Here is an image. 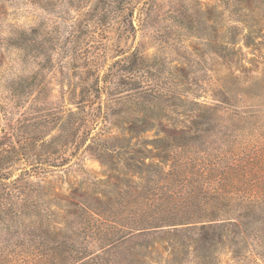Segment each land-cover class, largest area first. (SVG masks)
I'll return each instance as SVG.
<instances>
[{
  "label": "trees",
  "instance_id": "16d2710c",
  "mask_svg": "<svg viewBox=\"0 0 264 264\" xmlns=\"http://www.w3.org/2000/svg\"><path fill=\"white\" fill-rule=\"evenodd\" d=\"M28 1L48 16L37 11L40 13L37 25L26 29L14 27L8 36L0 34V54L4 46L15 48L20 51L22 58H31L39 63L43 61L41 66L47 69L49 64L54 63V52L62 57L69 56L74 61L72 69L75 78L71 80V97L76 109L71 111L74 119L70 132H66L64 123L57 124L56 118L46 114L35 116L29 121L16 122L11 109L0 105V117L4 115L11 122V134L18 137L8 146L0 141V222H4L9 229H19L17 225L23 219L30 224L24 225V237L0 241L5 247L20 245L29 250L23 253L13 250L15 254L10 257L1 250L0 264H145L135 257L138 251L134 254L122 250L123 242L137 234L174 225L183 226L179 243L183 249L185 240L188 241L198 264H217L219 247L226 243L231 245L235 256L242 261L247 256L245 250L252 245L253 248L248 249L256 256L252 263L263 264L264 172L256 173L255 168L264 170V147L257 148L256 154L243 152L229 157H212L207 153L199 158L196 143L186 140L182 131L168 130L161 122L155 124L163 112L159 111L160 106L169 101L168 95L153 88L130 91L137 83L130 76L132 71L149 68V62L141 52L135 50L123 56L110 65L104 75L96 73L97 69L85 63L80 43L84 25L102 29L114 26L115 15L121 21L129 16L130 26L134 29L132 0H90L87 10H80L81 17L68 24L70 30L66 38H61L59 32L62 22L69 23V18L57 10L56 0ZM8 2L16 4V0H0V17ZM79 64L84 68H79ZM128 85L129 89L126 88ZM12 87L11 95L16 99L17 106L30 94H35L32 101L38 103L40 90L35 93L36 90L29 88L30 85L27 89V85L21 83L12 84ZM125 91L130 92L122 94ZM103 93L109 98L97 105L96 98H100ZM194 104L199 106L197 102ZM123 105H128L129 109L125 113L130 116L124 130L131 133L132 138L155 126L156 135L164 134V137L151 140L155 153L149 156L142 154L147 141L139 140L134 146L129 143L120 145L119 141L125 140V137L109 135L108 118L116 113L124 114ZM86 107L91 108L92 114L98 111L91 125L90 120L85 121L82 117L81 112H85ZM193 122L197 124L196 134L207 133L206 124L199 128L200 121L195 119ZM93 124L96 127H92ZM55 125L61 128L57 136L52 134ZM96 128L97 131L92 133L91 130ZM5 129L1 128L2 132ZM69 146L99 158L122 154L121 160L127 161L125 164L129 168L140 175L145 168L149 176L147 185L142 189L120 194L117 203L120 209L114 213V206L104 204L97 197L90 198L82 187L75 188L72 195L76 200L67 206L74 217L70 223L72 233L78 237L72 240L73 244L67 251L60 250L62 245L59 242L52 243L53 231L45 229V221L53 212L47 205L50 200L45 198L43 178L51 171V167L70 168V158L64 156L58 160L62 157L61 152ZM207 149L210 152L213 148ZM220 151V147L216 146L214 152ZM148 152L151 153V150ZM154 156H158L161 162H169L170 169L165 171V167L159 166V163L144 162L147 157L152 159ZM17 165L23 167L15 176ZM110 170H117L113 163ZM32 176H38L39 180H31ZM194 198L198 199V203L193 204ZM161 217H181L178 218L181 220L158 221ZM242 228L244 231L239 230ZM240 234L250 237L251 244L243 246L247 241ZM236 235L239 240L232 244ZM90 241H94L96 251H90ZM147 246V243L138 244L141 249ZM165 264H180L176 251L171 252Z\"/></svg>",
  "mask_w": 264,
  "mask_h": 264
},
{
  "label": "rangeland",
  "instance_id": "374dc122",
  "mask_svg": "<svg viewBox=\"0 0 264 264\" xmlns=\"http://www.w3.org/2000/svg\"><path fill=\"white\" fill-rule=\"evenodd\" d=\"M55 2L57 10L64 12L69 18V23L62 22L59 32L61 38H66L70 30L68 24L78 16L81 17L80 10H87L90 0ZM132 2L134 29L130 26L129 16L121 21V18L115 15L112 27L96 29L84 25L80 43L85 63L97 69L96 73L104 75L115 61L138 50L148 60L149 68L132 71L130 76H133L131 78L137 83L130 91L160 89L164 95L170 97L169 101L163 102L159 108V111L163 110L162 114L168 116L163 117L161 114L162 119L159 117L155 124L161 122L168 130L182 131L186 140L196 143L199 158L207 153L212 157H229L243 152L256 154L257 148L264 147V0ZM37 11L48 16L28 0H16V4L8 2L0 17V34L8 36L14 27L26 29L37 25L40 16ZM125 27L127 30H124ZM1 52L0 105L11 109L15 121H29L35 116L46 114L56 118L59 122L57 124L64 123L66 132H70L74 119L71 111L76 109L71 97V80L75 78L72 69L74 61L69 56L62 57L54 52V63L49 64L47 69L41 66L43 61L39 63L31 58H22L18 49L4 46ZM79 65V68H84ZM15 83L27 85V89L30 85L29 88L36 90L35 93L40 90L38 103L32 101L35 94H30L17 106L16 99L11 95L12 84ZM126 88L129 89L130 86ZM108 98L109 96L103 93L100 98H96V104ZM194 102L199 103V106ZM168 104L173 106L169 107ZM127 106L122 107L124 114L109 116V135L125 137L122 143L119 141L120 145L129 143L134 146L139 140L147 141L142 154L149 156L148 154L155 153L151 140L164 137V134L156 135L155 126L132 138L131 133L124 130L128 126L127 118H130L129 114L125 113L129 109ZM90 109L86 107V111L81 113L85 121L90 120L91 125V120L98 115V111H94V115ZM195 119L200 121L199 128L206 124L207 133L196 134L197 124L193 122ZM10 124L11 122L1 115L0 141L5 146L18 138L11 134ZM55 126L52 134L57 136L61 133V128ZM94 126L96 127L93 124L92 127ZM1 128L6 129L2 132ZM91 131L95 133L97 128ZM216 146L220 147V152H214ZM207 147L213 149L209 152ZM148 150H151V153ZM61 155L59 161L64 156L70 158V168L51 167V171L43 178L45 198L50 200L47 205L53 212L45 221V229L53 231L52 243L59 242L62 245L60 250L69 251L72 240L78 237L76 233H72L70 223L74 217L69 213L71 209L67 206L76 200L72 195L75 188L82 187L90 198L97 197L102 199L104 204L114 206V213L120 209L117 204L121 198L120 194L145 187L149 174L145 168L141 175L129 168L125 164L127 161L121 160L122 154L99 158L90 152L83 153L82 150L77 151V148L69 146ZM144 162L159 163V166L165 167V171L170 169V163L161 162L158 156L152 159L147 157ZM111 163L117 170H110ZM21 167L23 165L15 167V176L21 172ZM255 169L256 173L264 172ZM31 180L37 181L39 177L32 176ZM193 201V204L198 203L196 198ZM177 219L161 217L158 221L170 222ZM25 224L30 225L23 219L17 225L19 229H9L4 222H0V241H14L18 237H24ZM182 227L166 226L158 231L129 237L123 242L122 250L134 254L138 251L139 254L135 257L145 264H165L173 250L176 251L180 264H198L188 241L185 240L183 249L179 243V236L183 235ZM239 230L244 231L243 228ZM241 236L247 241L243 246L251 244L250 237L246 234H240ZM237 240L238 235L232 244ZM139 243H147L148 246L141 249L138 247ZM93 244L94 241L89 242L90 251L97 249ZM5 246L1 245L0 252L4 250L9 257L15 254L13 250L17 253L29 250L28 247L20 245ZM247 248L251 250L253 246ZM248 249L245 250L247 256H244L245 260L242 261L235 256L231 245L226 243L219 247L217 264H253L252 260L256 256ZM262 263L264 264V260Z\"/></svg>",
  "mask_w": 264,
  "mask_h": 264
}]
</instances>
